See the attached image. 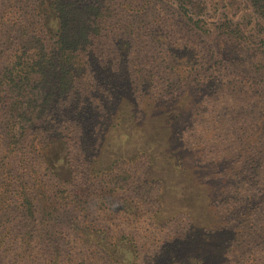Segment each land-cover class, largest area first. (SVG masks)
<instances>
[{
    "label": "rangeland",
    "instance_id": "374dc122",
    "mask_svg": "<svg viewBox=\"0 0 264 264\" xmlns=\"http://www.w3.org/2000/svg\"><path fill=\"white\" fill-rule=\"evenodd\" d=\"M74 1L103 21L30 127L24 164L0 127V184L38 163L45 180L44 148L80 226L46 222L49 199L18 214L13 192L0 264H264V0ZM48 2L0 0V68L22 34L54 43Z\"/></svg>",
    "mask_w": 264,
    "mask_h": 264
},
{
    "label": "trees",
    "instance_id": "16d2710c",
    "mask_svg": "<svg viewBox=\"0 0 264 264\" xmlns=\"http://www.w3.org/2000/svg\"><path fill=\"white\" fill-rule=\"evenodd\" d=\"M185 2L186 0H183V3ZM255 5L257 13L264 17V4ZM46 10L45 27L48 29L47 33L55 37L54 43L49 44L47 40H42L45 38L37 35L35 30H32L30 36L24 28L23 31L27 32V36L21 32L23 37H16L13 59L0 68V127L5 125L7 128L9 135L7 138L11 142L6 143V146L10 144L15 146L13 150L18 152L15 157L21 165L24 164V159L29 153L37 152L35 141L38 139L33 140L35 144L25 139L30 127L40 123L53 99L69 91L73 81V65L80 46L89 42L94 27H97L104 18L100 7L76 6L74 0H49ZM18 122L24 123L20 131L21 134L22 132L25 134L20 136L11 133L13 124ZM0 137L5 138L1 136V133ZM63 147L65 149L64 145ZM43 150L44 148H40L38 151V161L47 166L52 165L46 167L48 172L47 175L44 174L45 180L33 177L38 175L40 167L38 163L37 168L33 166L29 170L31 174H22L20 183L15 188L12 186V181L2 182L0 184V215L11 207L9 195L15 192L18 202L15 208L18 209V214L33 215L35 201L49 199L50 205L41 208L44 220L62 223L69 230H77L80 226L77 216L72 213L73 211L69 212L71 209H66L72 200L67 182L58 177L53 170L52 167L56 166L52 162L53 159L45 160ZM58 151H62V147ZM56 160L62 163L61 156L58 155ZM93 169L94 167L89 169L92 179L95 178V173L99 172ZM103 173L100 172L97 175L102 177ZM18 177L19 175L17 179ZM55 188L60 195L56 194ZM64 193L68 196H63ZM59 198L64 202L60 203ZM90 237L94 240L91 234ZM90 237L86 235V241H89ZM1 243L2 240L0 245Z\"/></svg>",
    "mask_w": 264,
    "mask_h": 264
}]
</instances>
